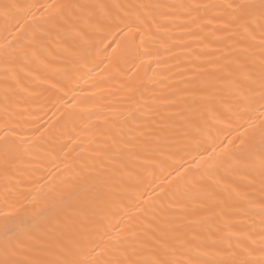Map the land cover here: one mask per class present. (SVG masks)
Listing matches in <instances>:
<instances>
[{
	"label": "bare ground",
	"instance_id": "bare-ground-1",
	"mask_svg": "<svg viewBox=\"0 0 264 264\" xmlns=\"http://www.w3.org/2000/svg\"><path fill=\"white\" fill-rule=\"evenodd\" d=\"M24 2L124 6L142 2L225 5L235 0ZM244 2L259 3V0ZM62 11L64 15L55 22V28L47 14L42 17L36 13L32 18L21 16V28L14 33L13 41L19 49L30 48L37 33H47V38L34 58L18 65L6 66L0 62V108L5 87L13 88L12 101L24 112L18 134L21 140L28 141L15 148L6 173L0 161V209L9 211L8 205H12V214L23 216L28 222L35 214L34 205L27 202L30 192L41 183L47 187L78 177L76 198L57 213L47 214L44 221L54 224L56 250L75 254L86 239L89 250L99 246L94 255L100 264L125 258L151 259L154 244L148 239L152 233L147 231V226L152 217L142 216L137 205L154 200L158 195L154 192L157 186L171 179L170 173L179 170L181 165L189 173L197 171L192 165L199 153H207L227 139L235 146L237 125L221 118L213 127V138L200 135L198 122L187 121L181 108L167 107L162 99H154L171 91V87L161 83L166 76L168 85L179 86V78L172 79L165 65L156 70L154 80L148 81L139 61L125 51L126 38H121L118 46L112 45V37L103 45L98 44L101 35L92 29L88 19V13L98 10L64 8ZM193 16L195 20L189 21L185 29H174L175 35L191 46L183 51L175 49L181 53L182 66L191 69L190 53L214 54L222 62H226L225 56L237 61L229 69L231 76L224 74L217 81L213 103L222 108L232 100L235 87L238 84L243 87L240 81L251 71L246 66L243 49L248 50L247 56L258 67L260 36L257 33L255 40H251L240 33L230 24V11L226 8L214 7ZM187 19L185 15L180 16L181 21ZM3 40L4 34L0 32V41ZM157 47L151 45L150 49ZM206 58L202 56L201 60ZM169 63L174 61L169 59ZM6 71L7 85L4 83ZM65 71L72 75V91L57 83ZM217 178L221 184L237 190L253 179L242 172ZM227 219H215L213 226H222ZM133 251L134 257L130 256Z\"/></svg>",
	"mask_w": 264,
	"mask_h": 264
},
{
	"label": "snow or ice",
	"instance_id": "snow-or-ice-1",
	"mask_svg": "<svg viewBox=\"0 0 264 264\" xmlns=\"http://www.w3.org/2000/svg\"><path fill=\"white\" fill-rule=\"evenodd\" d=\"M214 7L228 9L230 24L244 36L251 40H255L257 33L260 36L258 67L247 56L248 50L243 49L246 66L251 71L240 81L243 87L238 84L232 100L222 108L213 103L217 81L224 74L230 77L229 69L237 61L225 56L226 62H222L221 57L214 54L190 53L189 69L182 66L181 53L175 51L191 46L176 36L174 29H185L189 21L195 20L193 13ZM64 8L98 10L88 13L92 29L101 35L98 44L103 45L112 37V45L118 46L121 38H126L125 51L139 61L148 81L155 79L156 70L162 64L172 79L178 77L179 86H170L166 76L161 83L166 88L171 87V91L154 99H162L167 107L181 108L187 121L198 122L200 135L213 138V127L221 118L237 125L235 146L227 139L207 153H199L193 158L192 165L197 171L189 173L181 165L179 170L170 173L171 179L157 186L154 192L158 195L154 200L137 205L142 216L152 217L147 231L152 233L148 239L154 244L153 258H125L109 264H264V0L259 3L235 0L225 5L142 2L124 6L0 0V32L4 34V40L0 41V62L6 66L18 65L34 58L47 38V33H37L30 48L19 49L13 41L14 33L21 28V16L32 18L36 13L42 17L47 14L55 28V22L64 15ZM181 15L188 19L181 21ZM186 34L192 35L191 32ZM151 45L158 47L151 50ZM202 56L207 58L201 60ZM169 59L174 63L170 64ZM150 72L153 75L149 76ZM62 77L57 83L72 91L71 73L65 71ZM4 83H9L7 71ZM14 94L13 88L5 87L3 107L0 108V161L5 173L15 148L28 142L21 140L18 134L24 112L13 103ZM241 172L253 178L241 190L221 184L217 178ZM5 181L7 186V174ZM77 182L78 177H72L59 185L45 187L41 183L28 194L27 202L34 205L35 212L28 222L23 216L12 214V205H8L9 211L0 209V264H100L94 255L99 246L89 250L86 239L75 254L57 251L53 240L54 224L44 222L47 214L57 213L76 198ZM225 217L228 219L222 226H213L215 219ZM130 256H136V252H131Z\"/></svg>",
	"mask_w": 264,
	"mask_h": 264
}]
</instances>
